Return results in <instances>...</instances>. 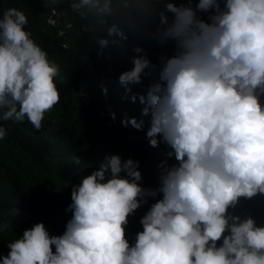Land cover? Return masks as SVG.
Masks as SVG:
<instances>
[{
    "label": "clouds",
    "instance_id": "9594fccd",
    "mask_svg": "<svg viewBox=\"0 0 264 264\" xmlns=\"http://www.w3.org/2000/svg\"><path fill=\"white\" fill-rule=\"evenodd\" d=\"M154 4L163 5L155 10L154 38L173 42L174 51L160 57L159 82L139 100L149 116V145L165 144L176 163L157 165L159 186L151 189L140 183L138 160L106 155L72 186L64 232L50 235L37 222L8 242L0 264H264V224L230 211L240 198L264 195V0ZM70 7L80 16L111 13L110 0H71ZM28 24L15 7L0 15V121L27 120L41 131L61 101V67ZM106 33L96 38L98 56L126 47L129 36L117 24ZM131 51L133 66L119 76L126 93L142 83L150 63L142 47ZM121 125L143 130L144 121L125 114ZM6 136L0 123V140ZM158 193L130 243L129 217Z\"/></svg>",
    "mask_w": 264,
    "mask_h": 264
},
{
    "label": "trees",
    "instance_id": "16d2710c",
    "mask_svg": "<svg viewBox=\"0 0 264 264\" xmlns=\"http://www.w3.org/2000/svg\"><path fill=\"white\" fill-rule=\"evenodd\" d=\"M70 3L71 0H57L56 4L51 0H0V15L9 7L25 12L29 20L26 29L61 67V78L57 79L61 101L45 115L41 131L27 120L0 121L7 129L6 138L0 140V225H6L0 231V255L8 253V242L37 222H43L50 235L62 234L71 218L66 208L71 203L72 186L79 183L81 176L98 169L106 155L138 160L140 183L151 189L159 186L157 165L161 161L176 163L174 157L166 156L165 144L156 148L149 145L145 135L149 116H142L146 104L139 100L149 85L159 82L160 57L171 56L174 51L173 42L161 45L154 38L155 10L163 5H155L154 0H110L109 15L89 11L80 16L71 11ZM51 7L60 13L56 24L49 14ZM113 23L128 34L126 47L109 46L104 55L98 56L96 38L106 36L107 27ZM133 46L142 47L150 63L142 83L129 85L131 90L126 93L119 76L133 66ZM101 86L107 88L106 95ZM110 112L116 114L115 121ZM125 114L142 119L143 130L123 127L121 119ZM76 157L79 163L74 161ZM161 196L158 193L148 198L129 217L126 234L130 243L142 231L140 218ZM14 209H18L15 215ZM230 211L241 218L251 216L257 225L264 224V195L240 198Z\"/></svg>",
    "mask_w": 264,
    "mask_h": 264
},
{
    "label": "built area",
    "instance_id": "2783aa9c",
    "mask_svg": "<svg viewBox=\"0 0 264 264\" xmlns=\"http://www.w3.org/2000/svg\"><path fill=\"white\" fill-rule=\"evenodd\" d=\"M53 9H55V11L53 12ZM86 11V10H85ZM49 14H50V16H53L52 17V22L54 23V24H56V21H57V19H58V17H60L59 16V10L57 9V8H55V7H51L50 8V10H49ZM51 18V17H50Z\"/></svg>",
    "mask_w": 264,
    "mask_h": 264
},
{
    "label": "crops",
    "instance_id": "0c3cea01",
    "mask_svg": "<svg viewBox=\"0 0 264 264\" xmlns=\"http://www.w3.org/2000/svg\"><path fill=\"white\" fill-rule=\"evenodd\" d=\"M68 14H69V13H67V16H68ZM64 15H66V14H64Z\"/></svg>",
    "mask_w": 264,
    "mask_h": 264
}]
</instances>
